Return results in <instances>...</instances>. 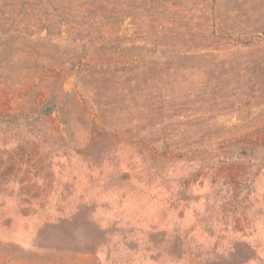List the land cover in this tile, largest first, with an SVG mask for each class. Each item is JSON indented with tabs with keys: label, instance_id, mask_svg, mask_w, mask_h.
Wrapping results in <instances>:
<instances>
[{
	"label": "rangeland",
	"instance_id": "obj_1",
	"mask_svg": "<svg viewBox=\"0 0 264 264\" xmlns=\"http://www.w3.org/2000/svg\"><path fill=\"white\" fill-rule=\"evenodd\" d=\"M0 264H264V0H0Z\"/></svg>",
	"mask_w": 264,
	"mask_h": 264
},
{
	"label": "trees",
	"instance_id": "obj_2",
	"mask_svg": "<svg viewBox=\"0 0 264 264\" xmlns=\"http://www.w3.org/2000/svg\"><path fill=\"white\" fill-rule=\"evenodd\" d=\"M9 168H11V166ZM9 168H6L5 171H7Z\"/></svg>",
	"mask_w": 264,
	"mask_h": 264
}]
</instances>
